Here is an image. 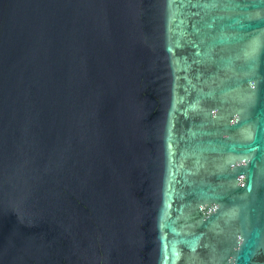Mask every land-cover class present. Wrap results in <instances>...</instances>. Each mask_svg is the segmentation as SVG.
Wrapping results in <instances>:
<instances>
[{
  "label": "water",
  "instance_id": "obj_1",
  "mask_svg": "<svg viewBox=\"0 0 264 264\" xmlns=\"http://www.w3.org/2000/svg\"><path fill=\"white\" fill-rule=\"evenodd\" d=\"M0 264H264V0H0Z\"/></svg>",
  "mask_w": 264,
  "mask_h": 264
}]
</instances>
